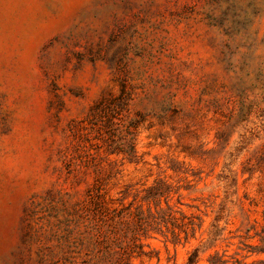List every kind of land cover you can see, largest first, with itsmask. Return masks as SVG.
Wrapping results in <instances>:
<instances>
[{"label":"rangeland","instance_id":"374dc122","mask_svg":"<svg viewBox=\"0 0 264 264\" xmlns=\"http://www.w3.org/2000/svg\"><path fill=\"white\" fill-rule=\"evenodd\" d=\"M124 83L146 121L138 162L98 155L109 196L139 204L164 180L203 231L220 213L228 238L264 227V0H0V264L59 251L69 194L95 178L73 131ZM203 238L144 239L134 264H189Z\"/></svg>","mask_w":264,"mask_h":264},{"label":"trees","instance_id":"16d2710c","mask_svg":"<svg viewBox=\"0 0 264 264\" xmlns=\"http://www.w3.org/2000/svg\"><path fill=\"white\" fill-rule=\"evenodd\" d=\"M132 94L122 84L118 95L101 99L90 110L81 126L73 131L85 144L95 150L90 162L94 181L84 190H78L71 197L81 194L73 211L65 221L64 235L58 237V252L41 255V264H134V260L149 256L145 251L144 239L160 235L174 245L186 244L206 234L189 256V264H195L201 253L214 250L219 244H226L223 251H214L210 264H264V227L258 231L256 225L248 227L237 237L226 236L227 224L218 214L209 229L203 231L204 221L188 215L175 205L174 196H181L178 189L164 180H158L145 191L141 203L136 196L128 205L116 203L106 188L108 175L103 168L100 152L138 162L137 135L146 118L133 110ZM73 158H64L68 179L78 180ZM175 171V169H173ZM176 172V171H175ZM223 212V211H221ZM63 223L58 222L59 229ZM232 234V232H229ZM238 238V243L231 242ZM235 248L231 251V247Z\"/></svg>","mask_w":264,"mask_h":264}]
</instances>
